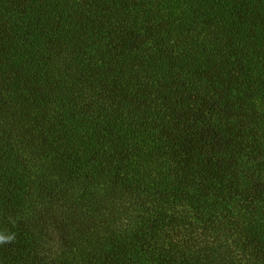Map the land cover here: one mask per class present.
I'll return each mask as SVG.
<instances>
[{"label":"trees","instance_id":"trees-1","mask_svg":"<svg viewBox=\"0 0 264 264\" xmlns=\"http://www.w3.org/2000/svg\"><path fill=\"white\" fill-rule=\"evenodd\" d=\"M0 264H264V0H0Z\"/></svg>","mask_w":264,"mask_h":264},{"label":"clouds","instance_id":"clouds-1","mask_svg":"<svg viewBox=\"0 0 264 264\" xmlns=\"http://www.w3.org/2000/svg\"><path fill=\"white\" fill-rule=\"evenodd\" d=\"M13 239H14L13 236H9V237L0 236V243L11 242V240Z\"/></svg>","mask_w":264,"mask_h":264}]
</instances>
